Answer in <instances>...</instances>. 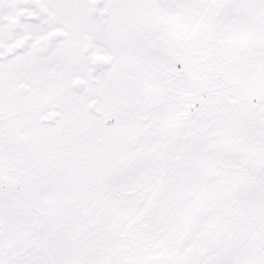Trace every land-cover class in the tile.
Masks as SVG:
<instances>
[{
  "label": "snow or ice",
  "instance_id": "1",
  "mask_svg": "<svg viewBox=\"0 0 264 264\" xmlns=\"http://www.w3.org/2000/svg\"><path fill=\"white\" fill-rule=\"evenodd\" d=\"M0 264H264V0H0Z\"/></svg>",
  "mask_w": 264,
  "mask_h": 264
}]
</instances>
